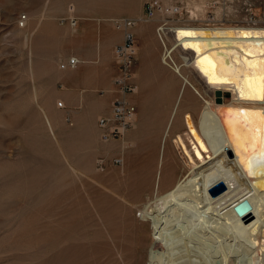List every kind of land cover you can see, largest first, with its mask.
<instances>
[{
  "label": "rangeland",
  "instance_id": "rangeland-1",
  "mask_svg": "<svg viewBox=\"0 0 264 264\" xmlns=\"http://www.w3.org/2000/svg\"><path fill=\"white\" fill-rule=\"evenodd\" d=\"M148 1L0 0V264L145 263L157 234L137 209L156 193L154 167L181 83L161 60L160 16L133 27L136 91L125 94L136 106L132 125L104 141L97 122L124 96L114 48L125 31L114 20L142 17ZM160 1L181 6L186 18L192 9L199 18L243 13L242 0ZM253 3L264 24L260 0ZM70 57L77 66L61 68Z\"/></svg>",
  "mask_w": 264,
  "mask_h": 264
},
{
  "label": "bare ground",
  "instance_id": "bare-ground-1",
  "mask_svg": "<svg viewBox=\"0 0 264 264\" xmlns=\"http://www.w3.org/2000/svg\"><path fill=\"white\" fill-rule=\"evenodd\" d=\"M203 25L165 30L166 46L179 52L169 68L181 83L154 167L156 193L137 209L157 234L144 264H264V24ZM218 181L225 189L212 197ZM242 200L251 207L238 215ZM251 249L240 262L231 258Z\"/></svg>",
  "mask_w": 264,
  "mask_h": 264
},
{
  "label": "built area",
  "instance_id": "built-area-1",
  "mask_svg": "<svg viewBox=\"0 0 264 264\" xmlns=\"http://www.w3.org/2000/svg\"><path fill=\"white\" fill-rule=\"evenodd\" d=\"M243 11L241 17L228 18L227 16L217 17L214 14L205 15V17L190 18L185 16L181 6L165 5L160 0H149L145 5V11L142 17L138 19L121 18L114 20V25L118 29L125 31L124 43L117 45L114 48L116 62L118 64V74L115 78V83L120 92L124 95L115 98L111 105V112L108 116H101L98 118V126L100 128L101 138L104 141H109L121 136L125 130L130 128L136 114V106L128 100L125 94L136 91V85L132 81V66L135 56V35L133 27L136 26L138 21L153 20L156 16H160L155 32L157 39L162 47V54H165L162 62L171 67L175 65L178 60L179 52L173 46L165 44L166 33L165 30L171 29L173 26L184 24H204L203 26L218 25L221 27L227 24L233 25H260V20L256 18L253 13L254 3L253 0H242ZM207 5V4H206ZM238 13V12H237ZM27 21L25 13L20 14L17 19V25L24 27ZM72 25L76 24L75 19H71ZM171 31V30H170ZM79 60L76 57H70L65 62L60 64L61 68H75ZM62 106V102H58ZM116 163L120 162L119 159L115 160Z\"/></svg>",
  "mask_w": 264,
  "mask_h": 264
},
{
  "label": "water",
  "instance_id": "water-1",
  "mask_svg": "<svg viewBox=\"0 0 264 264\" xmlns=\"http://www.w3.org/2000/svg\"><path fill=\"white\" fill-rule=\"evenodd\" d=\"M224 189L225 185L223 181H218L209 188V193L213 197L221 193ZM250 207V203L247 200H242L241 202L235 205L234 210L238 215H242L244 212L248 211Z\"/></svg>",
  "mask_w": 264,
  "mask_h": 264
},
{
  "label": "crops",
  "instance_id": "crops-1",
  "mask_svg": "<svg viewBox=\"0 0 264 264\" xmlns=\"http://www.w3.org/2000/svg\"><path fill=\"white\" fill-rule=\"evenodd\" d=\"M260 9L262 11V15H263V18H264V0H260Z\"/></svg>",
  "mask_w": 264,
  "mask_h": 264
}]
</instances>
